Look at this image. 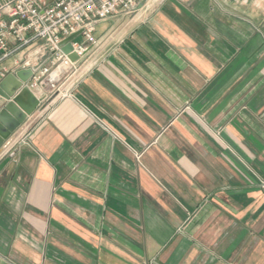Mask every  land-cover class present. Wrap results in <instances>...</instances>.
Wrapping results in <instances>:
<instances>
[{
    "label": "crops",
    "instance_id": "crops-1",
    "mask_svg": "<svg viewBox=\"0 0 264 264\" xmlns=\"http://www.w3.org/2000/svg\"><path fill=\"white\" fill-rule=\"evenodd\" d=\"M144 1L0 148V264H264V0Z\"/></svg>",
    "mask_w": 264,
    "mask_h": 264
},
{
    "label": "built area",
    "instance_id": "built-area-1",
    "mask_svg": "<svg viewBox=\"0 0 264 264\" xmlns=\"http://www.w3.org/2000/svg\"><path fill=\"white\" fill-rule=\"evenodd\" d=\"M143 0H0V82L14 70H30L24 86L51 97H70L72 90L99 62L107 30L99 27L113 19L134 16ZM69 41L71 51H62ZM70 55L76 59L71 60ZM13 59L15 68L5 62ZM41 101V100H40ZM29 119L20 125L17 139L27 144Z\"/></svg>",
    "mask_w": 264,
    "mask_h": 264
},
{
    "label": "water",
    "instance_id": "water-1",
    "mask_svg": "<svg viewBox=\"0 0 264 264\" xmlns=\"http://www.w3.org/2000/svg\"><path fill=\"white\" fill-rule=\"evenodd\" d=\"M142 7V3L138 8ZM76 35L68 37L62 42V51L68 54L71 51L69 41ZM69 58L73 61L76 59L75 55H70ZM32 72L30 70H20L15 76L9 74L0 82V148L3 147L10 139L15 131L24 122L27 116L34 113L40 104V99L26 86V82ZM15 81V88L12 91H7L8 83ZM19 90L16 94L15 92ZM28 98L27 104H24L22 99Z\"/></svg>",
    "mask_w": 264,
    "mask_h": 264
},
{
    "label": "rangeland",
    "instance_id": "rangeland-1",
    "mask_svg": "<svg viewBox=\"0 0 264 264\" xmlns=\"http://www.w3.org/2000/svg\"><path fill=\"white\" fill-rule=\"evenodd\" d=\"M144 2H145V4H146L148 1L145 0ZM132 17H133V16L129 17V21H127V23L130 22V20L132 19ZM123 21H124V20H121L120 23H119V25H116L115 28H114L113 30H114V31H115V30H118L119 26H121L122 24L125 25L126 23H123ZM101 28H102V26H100L98 30L100 31ZM124 28H126V27H124ZM124 28L121 27V28L119 29V31H120V30H123ZM5 63H6V66H9V65L11 64L10 60L6 61Z\"/></svg>",
    "mask_w": 264,
    "mask_h": 264
},
{
    "label": "bare ground",
    "instance_id": "bare-ground-1",
    "mask_svg": "<svg viewBox=\"0 0 264 264\" xmlns=\"http://www.w3.org/2000/svg\"><path fill=\"white\" fill-rule=\"evenodd\" d=\"M8 84H10V83H8Z\"/></svg>",
    "mask_w": 264,
    "mask_h": 264
}]
</instances>
